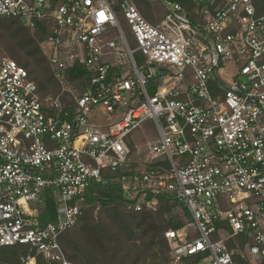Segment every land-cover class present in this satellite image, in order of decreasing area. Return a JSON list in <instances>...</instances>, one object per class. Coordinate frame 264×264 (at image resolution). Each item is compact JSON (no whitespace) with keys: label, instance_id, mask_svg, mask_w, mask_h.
Instances as JSON below:
<instances>
[{"label":"built area","instance_id":"built-area-1","mask_svg":"<svg viewBox=\"0 0 264 264\" xmlns=\"http://www.w3.org/2000/svg\"><path fill=\"white\" fill-rule=\"evenodd\" d=\"M149 1L164 8L154 23L134 0H0L1 18L47 23L42 49L60 88L41 98L0 59V248L34 253L20 264H72L60 237L105 171L127 212L155 213L166 196L186 210L163 234L165 264H264L260 0ZM146 121L155 142L139 139ZM46 193L56 214L41 225Z\"/></svg>","mask_w":264,"mask_h":264},{"label":"trees","instance_id":"trees-1","mask_svg":"<svg viewBox=\"0 0 264 264\" xmlns=\"http://www.w3.org/2000/svg\"><path fill=\"white\" fill-rule=\"evenodd\" d=\"M63 0H50L56 5ZM184 8H192V0H169ZM264 11V0H260ZM142 17L154 23L149 0H134ZM122 30L126 32L123 23ZM49 37L47 23H38L33 31L14 19L0 17V51L26 70L35 82L41 98L56 95L59 86L54 81L48 60L40 45ZM84 76L69 75V84L82 85ZM103 182L92 183L81 204L82 215L74 227L60 237L66 259L72 264H165L167 250L164 232L182 226L180 219H168L172 208L178 206L166 196L160 199L155 213H131L123 210L120 186L116 174L102 173ZM39 221L41 225L55 220V203L46 193ZM185 213L186 210L184 209ZM242 250L246 244L237 238ZM233 246L231 243L229 244ZM30 253L25 246L0 248V264H20ZM36 264H44L40 260Z\"/></svg>","mask_w":264,"mask_h":264},{"label":"rangeland","instance_id":"rangeland-1","mask_svg":"<svg viewBox=\"0 0 264 264\" xmlns=\"http://www.w3.org/2000/svg\"><path fill=\"white\" fill-rule=\"evenodd\" d=\"M152 2H154V1H151V4H153ZM163 13H164V8L162 6H160V5L154 6L153 11H152V15H153L154 20H155V18H159L160 16H162ZM40 47H41V50L43 52L42 44L40 45ZM5 57H8V56L2 54L0 51V59L5 58ZM80 86L81 85H78V84H69L68 89L72 93L76 94L79 91ZM59 93H60V88H59V92L56 95H58ZM56 95H47V96L55 97ZM47 96H45V97H47ZM70 101L71 100L69 98H67V102H70ZM137 134L139 136V139L142 141H146V142L157 141L156 131H155V128H154L151 121H146L145 123H143L140 126V128L137 130ZM123 210H125V209L123 208ZM185 216L186 215L184 214V211L179 206L178 207L176 206V207L171 209V212L168 213L167 218L168 219H180L182 221L185 218ZM166 255H167V250L165 253V259H166Z\"/></svg>","mask_w":264,"mask_h":264}]
</instances>
